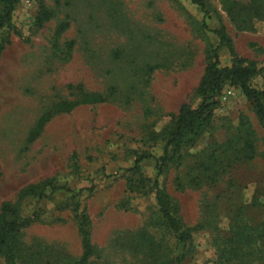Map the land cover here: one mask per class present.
<instances>
[{"label":"rangeland","instance_id":"1","mask_svg":"<svg viewBox=\"0 0 264 264\" xmlns=\"http://www.w3.org/2000/svg\"><path fill=\"white\" fill-rule=\"evenodd\" d=\"M202 1L207 15L191 0L19 1L0 29V208L12 202L36 221L0 264H77V206L90 221L89 264H264V130L241 89L224 86L211 128L159 175L191 231L185 249L155 199L154 158L180 107L202 102L214 31L224 26L237 55L264 68V19L250 0L228 2L234 18L223 0ZM232 57L222 48L221 66ZM252 86L264 90V74ZM144 154L153 158L136 172ZM50 183L64 189L39 196ZM32 186L38 194L21 197Z\"/></svg>","mask_w":264,"mask_h":264},{"label":"trees","instance_id":"2","mask_svg":"<svg viewBox=\"0 0 264 264\" xmlns=\"http://www.w3.org/2000/svg\"><path fill=\"white\" fill-rule=\"evenodd\" d=\"M19 1L20 0H0V5L2 7V10L0 11V29L8 27L11 24L13 13ZM191 1L194 4H197L207 15V6L202 0ZM229 1L230 0H223L225 7ZM247 7L249 8L251 15L264 19V1L250 0ZM226 10L229 12V16L234 18L233 7H226ZM214 33L218 37L219 45L211 51L208 57V64L196 89V94L201 97L202 102L198 108H193L189 104H184L180 107L172 127L167 130L169 132L167 137H165L163 155L154 158L159 170V174L153 181L157 206L162 218L167 224V227L173 233L178 245L182 249H185L187 243L192 239V234L189 229H183L181 221L172 210L169 196L159 185L158 178L160 173L163 172L164 167L172 162V159L181 152L184 146L194 145L199 141L202 135L211 128L215 110L219 106L216 98L220 95L224 86L227 84L241 89L244 95L252 103L257 120L264 130V90L261 91L252 86V80L257 76L264 74V68H259L255 63L249 62L237 55L233 42L224 26L215 30ZM224 47L229 48L233 56L231 66L223 67L220 64V59L218 58L219 52ZM3 50L4 47L0 46V58ZM104 101L105 99L103 96L99 94H90L86 97V102L91 104L102 103ZM46 120L45 117L41 119L40 127L44 125ZM149 158L153 157L146 154L138 157V159L135 160L133 170L139 172L141 163ZM49 188V195L39 192V196L49 198L56 192L64 189L63 187L55 186L52 183L49 184ZM68 191L73 192L69 189ZM81 193L82 190L77 194ZM37 194V187L32 186L25 189L21 193V197ZM18 213L17 206L12 202H4L0 208V252L5 253L6 258H9V260L11 259V248L17 244L16 240L19 239L21 231L30 227L36 221V217L34 216L22 217ZM75 214L79 220V232L83 249L82 256L76 263L89 264L95 254L91 239V230L89 227L90 221L87 215L79 211L78 206L76 207Z\"/></svg>","mask_w":264,"mask_h":264}]
</instances>
